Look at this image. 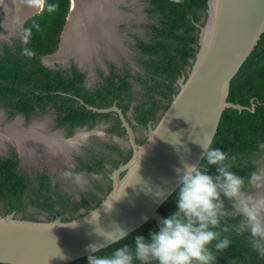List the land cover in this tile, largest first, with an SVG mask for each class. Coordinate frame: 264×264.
Segmentation results:
<instances>
[{
	"label": "water",
	"instance_id": "95a60500",
	"mask_svg": "<svg viewBox=\"0 0 264 264\" xmlns=\"http://www.w3.org/2000/svg\"><path fill=\"white\" fill-rule=\"evenodd\" d=\"M19 1L12 0L14 4ZM78 1L84 0H71L67 21ZM28 2L23 5L29 6ZM27 10L24 20L36 12L30 6ZM198 26V51L187 76L180 78L178 93L150 127L143 144L133 142V130L122 116L134 153L114 171V186L106 198L71 221H63L59 215L33 221L15 213L0 214L1 264L88 260L96 254L87 250L90 244L103 250L120 241L110 233L118 227L130 235L149 221L160 226L166 217L159 210L179 188L183 165L202 163V149L194 141L199 142L205 132H213L214 140L225 109L247 108L228 98L232 80L264 33V0H208L204 24ZM254 108L253 103L251 110ZM105 235L114 242L109 243Z\"/></svg>",
	"mask_w": 264,
	"mask_h": 264
},
{
	"label": "trees",
	"instance_id": "16d2710c",
	"mask_svg": "<svg viewBox=\"0 0 264 264\" xmlns=\"http://www.w3.org/2000/svg\"><path fill=\"white\" fill-rule=\"evenodd\" d=\"M207 1L182 0V3L176 4L172 0H148L149 12L157 15L158 21L151 27L150 42L137 38L139 49L143 54L141 63L152 73L150 80L138 77L142 84H146V98L151 103L147 107L148 101H145L135 107L136 118L140 123L147 124L150 120L154 121L159 110L163 112L167 110L169 104L161 106L154 98L155 93L168 97L170 102L178 93V90H174L173 83L181 72L183 74V71L191 66V60L196 56L200 29L198 24H204L202 17L206 16ZM48 5H56V10L49 11ZM70 5L71 0H44L42 12L30 18L26 23V35L29 42L26 49L22 51L23 53L21 52L22 55H16L10 48H5L7 55L0 58V99L6 100L7 95H12L11 92H19L23 87H27L32 89L34 94L28 97L25 92L26 96L23 95L21 101L17 103L19 107H15L30 111L33 108V102H41L53 90L68 92L75 87V93H77L81 89L79 84L83 80L82 74L74 71V76L71 78L63 76L61 71L49 70L41 62V56L51 54L57 49ZM27 52H32L34 55L29 57L26 55ZM184 75L187 76V73ZM109 82L113 89L99 90L100 97L97 99L93 97V94H85L86 103L99 108H107L113 103V99L109 97L113 94L123 106L124 96L130 91L129 80L121 76L118 84L112 80ZM38 91L42 96L37 94ZM58 96L61 100L67 99L63 94ZM228 99L247 108L242 111L232 108L225 109L213 140V146L229 152V155L238 154L240 168L232 171L247 179L254 171L255 159L263 151L259 145L264 143V33L232 80ZM253 103L255 108L252 111ZM128 107L124 105L123 110L126 111ZM67 115L75 123H85L100 114L89 111L83 106L71 105ZM101 116H107V114H101ZM145 141L146 139L142 138L139 143L143 144ZM131 155L132 153H128L124 157V163L131 158ZM209 173L214 174L215 168H210ZM47 180L46 176H42L41 185H33L25 175L13 170L11 165H4L0 160V211L2 214L13 212L20 214L23 219L37 221L39 220L38 213L28 211V208L32 207L47 213L56 212L61 216L65 212L69 213L70 217L62 218L63 221L82 217L84 214H76V211L85 204L74 202L71 204L72 208L67 209L69 197L62 194L60 190L53 196L54 193L47 184ZM177 191L178 189L161 206L159 211L163 216L168 217L177 210ZM102 200V198L98 199L95 206L85 205L87 212L96 208ZM158 228L154 221H149L128 235L126 239L101 250L98 254L110 255L114 249L125 244L134 247V240L138 235L144 236L150 242L149 233L157 231ZM229 238L232 243L218 254L216 264H264V258L259 257L250 248L248 234H230ZM70 264H87V259L82 258Z\"/></svg>",
	"mask_w": 264,
	"mask_h": 264
},
{
	"label": "flooded vegetation",
	"instance_id": "af4514ba",
	"mask_svg": "<svg viewBox=\"0 0 264 264\" xmlns=\"http://www.w3.org/2000/svg\"><path fill=\"white\" fill-rule=\"evenodd\" d=\"M117 3L113 6L116 14H111L114 17H108L109 33L97 25L96 32L91 36L93 46L91 54L84 52L80 58L76 53H69L66 59H58L67 28L65 25L69 23L66 20L57 49L51 54L41 56L42 64L49 70L61 71L63 76L70 78L74 76V71L83 75L82 83L79 84L81 89L77 93H75V87L68 92H61L59 89L53 90L41 102H33V108L30 111H23L16 107H19L17 103L21 101L23 95L26 94L25 92H27L28 97L34 94L32 89L23 87L19 92H11L12 95H7L6 100L0 99L1 162L4 165H11L13 170L25 175L33 185H41L40 179L42 176H46L48 178L47 184L54 193L53 196L60 190L62 194L69 197L67 209H71V204L74 202L95 206L98 199L104 200L113 189L114 171L126 163L123 160L128 153H132V155L134 153V145L124 120L133 130V142L140 145L139 140L148 137L150 127H154L164 113L159 110L156 120L142 124L137 120L135 111V107L139 103L148 101L146 106L151 105L146 98V84H142L138 77H142L143 80H150L152 76L151 70H148L141 63L143 54L139 49L137 38L150 42L151 27L158 21V16L149 12L150 3L148 0H120ZM139 5L143 8L142 17L146 20L143 23L137 22L138 16L136 14ZM43 7L44 5L39 10L40 12L32 13L26 20H21L23 17L20 18V14L23 13H20L21 9L19 8L18 17L12 18L15 20L14 26L7 33L5 31L7 30L9 13L3 9H7L6 6L1 7L0 58L7 55L5 48H10L16 55H20L26 49L29 42L26 35V23L33 16L41 13ZM16 8L14 9L16 10ZM204 18L205 16L202 17V21ZM139 27L145 29L144 35L139 34L137 30ZM123 31L124 33H122ZM86 44L75 46L80 49H87ZM92 46L90 45V47ZM81 59H85L83 63L80 62ZM187 70L188 67L174 81V90H179V80L187 73ZM121 76L127 77L130 83V91L124 96L123 106H129L126 111L123 110V106L119 104V99H116L113 94L109 95L110 99H113V103L107 108H99L86 103L85 94H93V97L97 99L100 97L99 90L113 89L109 85V80L118 84ZM160 81L162 82V80ZM164 90L169 93L166 88ZM37 94L42 96L40 91ZM59 94H63L67 99H59ZM154 98L161 106L170 104L168 97H164L160 93H155ZM71 105L74 107L83 106L100 115L85 123H75L67 115ZM101 114H107V116H101ZM43 133L48 137L59 138L64 145L72 146L67 149V156L62 159L63 161L56 160L54 154L40 151L45 149V145H49L47 140L42 139ZM8 134L22 137L21 140L17 141L15 137H9ZM35 139L39 147L37 152H23L22 144L27 147ZM48 155L50 156L48 157ZM254 162V171L264 169V150ZM64 171L79 174L82 183L76 184L71 179H61L59 174ZM120 176L122 177L123 173H120ZM107 191L108 194L106 195ZM85 205L79 207L76 214H85L87 212ZM28 211L37 212L39 219H54L55 215H59L56 212L47 213L32 207H29ZM0 214H2L1 211ZM61 217L68 218L70 214L65 212Z\"/></svg>",
	"mask_w": 264,
	"mask_h": 264
},
{
	"label": "clouds",
	"instance_id": "9594fccd",
	"mask_svg": "<svg viewBox=\"0 0 264 264\" xmlns=\"http://www.w3.org/2000/svg\"><path fill=\"white\" fill-rule=\"evenodd\" d=\"M48 10L55 11L56 5H48ZM194 142L202 149L203 162L183 165L177 210L149 233L150 242L138 235L134 247L125 244L110 255H99L101 246L90 244L87 250L96 254L88 257L87 264H216L218 254L232 243L230 234H248L252 251L264 258V169L253 171L247 179L237 175L232 170L240 168L238 154L229 155L213 146V132H205ZM259 147L264 150V143ZM212 167L214 174L209 173ZM59 175L82 183L79 174L64 171ZM110 233L117 241L128 236L119 227ZM105 238L114 242L110 235Z\"/></svg>",
	"mask_w": 264,
	"mask_h": 264
},
{
	"label": "bare ground",
	"instance_id": "6f19581e",
	"mask_svg": "<svg viewBox=\"0 0 264 264\" xmlns=\"http://www.w3.org/2000/svg\"><path fill=\"white\" fill-rule=\"evenodd\" d=\"M119 1L120 0H84L83 2L80 1L74 2L73 11L69 18V23L67 25L64 35L65 37L63 38L62 50L58 56V59L60 60L66 59L69 53H76L77 56H79L80 58L82 57L84 52L86 54H91V50L93 48L91 36L93 35V33L96 32L97 25L98 27L100 25L106 31V33L109 31V25H107L108 17L109 16L114 17L112 15H115L116 11L113 9V6L118 4L117 2ZM31 4L32 6L30 5V8L33 9L34 6L41 3L40 1L38 2V0H31ZM20 5L23 8L29 7L23 5V3H21ZM3 6H6L7 10L12 13L15 11H19L20 8V6H16L12 2V0H0V9ZM15 7H17L16 10L14 9ZM11 16H9V21L7 22L6 25L7 30L5 31V33L9 32L12 26H14L15 21L12 20ZM84 41H86L85 43H87L86 44L88 47L87 49H80L75 46V45L85 44ZM90 45L92 47H90ZM83 60L85 59H81L80 62L83 63ZM42 135H43L42 139L47 140L49 145L48 146L45 145L44 147L45 149L40 151L41 152L43 151L44 153L54 154V158H56V160L65 159V157L67 156V149L71 148L72 146L62 144L61 140L57 137L56 138L48 137L44 133ZM8 136L15 137L17 141L21 140L22 137L20 135H12V134H8ZM38 149L39 147L36 144V139L30 142L27 145V147L26 145L22 144V150L25 153L28 152L34 153L37 152L36 150ZM49 156L50 155H48V157Z\"/></svg>",
	"mask_w": 264,
	"mask_h": 264
},
{
	"label": "rangeland",
	"instance_id": "374dc122",
	"mask_svg": "<svg viewBox=\"0 0 264 264\" xmlns=\"http://www.w3.org/2000/svg\"><path fill=\"white\" fill-rule=\"evenodd\" d=\"M21 1V3H23L24 1L26 2L27 0H20ZM20 1H19V4H15L16 6H20V8L22 7L20 4ZM29 2H28V4H29V6L31 5L32 6V4H31V0H28ZM40 1V3L41 4H38V7H37V5L36 6H34L33 8H35V10H36V12L35 13H37V12H40L39 10L42 8V5H43V0H38V2ZM27 4V5H28ZM137 8L139 9L138 10V13L136 14L137 16H138V19H137V22L138 23H143V22H145L146 20H145V18L144 17H142V13H143V11H142V9L143 8H141V6L139 5V6H137ZM4 9V11H6V12H8L7 14L10 16L11 14H12V18H16V17H18V12L17 11H15V12H10V11H8L6 8H3ZM22 10L20 11V13H23V14H20V18H22V17H24L25 15H26V12L28 11L27 9L28 8H21ZM33 10V9H32ZM31 11V10H30ZM142 11V12H141ZM126 12V11H125ZM17 13V14H16ZM21 15H23V16H21ZM30 15H32V14H30ZM144 15V14H143ZM29 16V15H28ZM19 18V19H20ZM23 19V18H22ZM21 19V20H22ZM13 21H15V20H13ZM13 21H11V22H13ZM137 30H138V32H139V34L140 35H144L145 34V29L144 28H141V27H139V28H137ZM122 33H124V31L122 32ZM125 46H127L126 44H125ZM55 57V56H54ZM138 87H139V85H137Z\"/></svg>",
	"mask_w": 264,
	"mask_h": 264
}]
</instances>
